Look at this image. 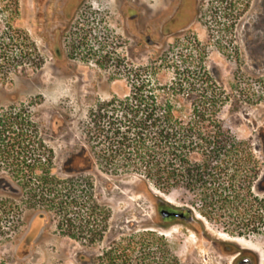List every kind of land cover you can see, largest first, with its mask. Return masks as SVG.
<instances>
[{
  "label": "rangeland",
  "instance_id": "rangeland-1",
  "mask_svg": "<svg viewBox=\"0 0 264 264\" xmlns=\"http://www.w3.org/2000/svg\"><path fill=\"white\" fill-rule=\"evenodd\" d=\"M219 12L218 0H203V16L192 32L140 55L116 53L98 34L96 65L71 70L32 51L31 42H40L32 31V0H0V38L10 25L16 32L12 53L4 55L0 44V115L10 108L25 109L29 120V110L33 113L39 137L54 152V173L61 179L82 178L86 188L78 192L80 200L90 197L98 204L99 221L80 201L71 211L77 225L96 221L100 232L95 242L82 228L76 239L64 235L61 219L32 208L29 190L0 162V264H234L231 247L251 251L264 264V234L243 232L233 218L207 219L191 193L163 194L152 186L150 192L138 177L106 174L80 155L84 122L99 100L126 97L130 82L155 71L163 82L183 77L188 74L185 61L202 68L189 74L206 75L212 88L227 93V119L240 140L252 142L264 164V71L254 69L251 15L236 30L222 26ZM155 196L173 208L190 210L194 223L163 224ZM25 240L23 249L29 245V253L18 258L16 248Z\"/></svg>",
  "mask_w": 264,
  "mask_h": 264
},
{
  "label": "trees",
  "instance_id": "trees-1",
  "mask_svg": "<svg viewBox=\"0 0 264 264\" xmlns=\"http://www.w3.org/2000/svg\"><path fill=\"white\" fill-rule=\"evenodd\" d=\"M183 64L188 72L183 77L163 82L155 71L130 82L126 97L99 100L84 122L80 155L106 174L138 177L150 192L153 187L163 194L191 193L207 219L233 218L243 232L262 235L264 164L252 142L240 140L227 119V93L212 88L208 76L189 74L201 67ZM0 162L29 190L32 208L61 219L64 235L76 239L82 228L91 242L100 236L96 221L77 225L71 211L80 201L97 220L98 204L90 197L80 200L78 192L86 188L82 178L61 179L54 173V152L39 137L30 110L29 120L25 109L0 115Z\"/></svg>",
  "mask_w": 264,
  "mask_h": 264
},
{
  "label": "flooded vegetation",
  "instance_id": "flooded-vegetation-1",
  "mask_svg": "<svg viewBox=\"0 0 264 264\" xmlns=\"http://www.w3.org/2000/svg\"><path fill=\"white\" fill-rule=\"evenodd\" d=\"M218 1L221 19L225 21L223 27L237 30L250 12L254 69L256 73L264 71V0ZM32 10V31L40 39L31 42L32 51L40 53L43 61L49 59L77 70L81 64L96 63L98 34L116 53L121 50L126 55H140L145 49H160L168 40L192 32L203 16V0H32ZM14 29L13 25L5 27L4 38H0L4 55L12 53L16 42ZM157 211L163 224L175 220L194 223L189 221L191 214L186 209L158 204ZM26 242L16 248V257L29 253V245L23 249ZM230 251L236 253L234 264H258L251 251L237 247H231Z\"/></svg>",
  "mask_w": 264,
  "mask_h": 264
},
{
  "label": "water",
  "instance_id": "water-1",
  "mask_svg": "<svg viewBox=\"0 0 264 264\" xmlns=\"http://www.w3.org/2000/svg\"><path fill=\"white\" fill-rule=\"evenodd\" d=\"M191 212V211H190ZM177 216H179V215H177ZM195 220V217L193 216V215H191L190 217H189V221L190 222H193ZM259 264V263H258Z\"/></svg>",
  "mask_w": 264,
  "mask_h": 264
}]
</instances>
